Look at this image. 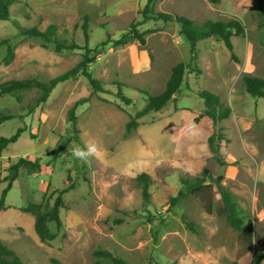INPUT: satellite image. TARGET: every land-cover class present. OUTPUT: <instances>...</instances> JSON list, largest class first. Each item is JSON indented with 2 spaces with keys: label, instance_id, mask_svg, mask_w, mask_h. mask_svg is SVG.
<instances>
[{
  "label": "rangeland",
  "instance_id": "rangeland-1",
  "mask_svg": "<svg viewBox=\"0 0 264 264\" xmlns=\"http://www.w3.org/2000/svg\"><path fill=\"white\" fill-rule=\"evenodd\" d=\"M147 0H14L10 16L0 20V39L8 38L14 57L3 63L6 46H0V82L35 78L46 81L74 66L92 49L89 71L106 92H93L82 75L59 83L45 102L31 113L40 92L29 88L0 96V111L14 117L0 123V136L17 127L24 132L0 153V180L6 167L23 157L38 160L40 168H20L0 209V240L24 264H91L93 250L106 249L127 264H250L253 251L264 240V97L250 95L244 74L264 79V2L255 0H153L156 11L176 13L196 26L207 21L236 19L244 34L232 36V51L216 36L196 43L192 56L180 24L149 20L138 26L145 44L133 41L113 45L112 40L141 19ZM87 15V42L82 18ZM56 25L60 40L74 42L73 50L56 52L53 43L21 35L22 28L44 30ZM107 40L104 45H99ZM187 65L178 92L161 109L149 111L126 132L129 117L141 109L148 95L160 93L171 69ZM118 84L131 99L116 96ZM207 90L223 106L227 118L216 123L205 114ZM75 109L76 131L67 112ZM214 139L215 155L209 146ZM74 134L77 135L75 139ZM95 140L99 158L76 159L73 146ZM206 168L237 203L244 221L252 224L249 248L217 211L221 206L213 184V211L188 196L171 210L168 198L180 188L181 177H196ZM75 169L77 172H75ZM149 176L150 198L145 202L137 176ZM77 176V185L64 194L60 209L62 227L50 223L55 237L43 242L34 230L35 215L21 208L36 203L45 209L51 192ZM208 181V179H206ZM6 185L0 181V192ZM194 225L189 230L181 216ZM115 220H120L115 222ZM102 264H113L99 258Z\"/></svg>",
  "mask_w": 264,
  "mask_h": 264
},
{
  "label": "trees",
  "instance_id": "trees-1",
  "mask_svg": "<svg viewBox=\"0 0 264 264\" xmlns=\"http://www.w3.org/2000/svg\"><path fill=\"white\" fill-rule=\"evenodd\" d=\"M14 0H0V20H7L10 16L9 7ZM262 1L264 0H255ZM153 0H147L146 4L142 8L140 14L141 19L133 22L130 27L123 32L118 38L112 40L113 45H124L133 41H138L140 44H145L144 33L138 30V26L149 20H161V21H173L180 24V33L186 38L190 46V52L192 56L195 55L196 43L201 39H206L212 36L218 37L224 43L225 47L232 51L233 45L231 42L232 36H239L244 34L243 24L236 20L229 21H207L201 26H196L193 24L192 20L188 19L183 15L176 13H169L163 11H156L153 8ZM88 16L85 15L82 18V30L84 33L85 42H87V24ZM19 33L21 35H26L30 37H39L41 38L45 45L48 43L54 44V49L56 52H61L63 50H73L78 46L74 42L67 43L66 41L60 40L56 34V25L49 24L44 30H40L34 26L28 28H22ZM107 40H103L99 45H104ZM6 46V54L3 58L4 64H9L13 57L14 51L13 47L9 44L8 38L0 39V46ZM93 50L87 47V44L84 45V53L81 56V59L71 68L67 69L63 73L56 75L46 81H39L35 78H25V79H10L7 81L0 82V96L29 88H36L39 90L40 94L37 97L35 103L31 105L27 112L31 113L34 108L43 103L48 98L51 91L59 84L66 80L76 78L79 75H82L86 78L93 92H106L101 81L93 77L89 71V65L94 62L95 57L92 55ZM187 65L183 62H179L174 65L171 69V73L166 80L164 89L156 95H148L147 102L145 105L136 111L133 115L129 117L125 125L126 132H130L135 129L138 125V119L147 114L149 111H157L164 107L172 97L178 92L181 85L184 71ZM243 85L246 91L252 96L264 97V79L254 77L248 74H244L242 77ZM198 94L203 98L204 105L206 107L205 114L212 119L214 123L225 119L231 113L230 106H223L222 102L219 101V98L216 94L207 91L200 90ZM116 96L123 101L125 104H130L131 99L124 95L120 89V84H118ZM86 98L78 99L70 107L67 112V118L71 125L73 132L76 131V114L75 109L78 105L86 102ZM14 115L10 113H5L0 111V123H3L6 120L13 118ZM24 127H17L16 130L9 136H0V153L5 149L9 144H12L17 141L19 136L24 132ZM75 139L77 135L74 134ZM220 138L218 133H215L209 139L210 149L215 155L218 153V148L214 139ZM28 168L31 170H37L40 168L38 160H29L27 158L20 157L7 166L5 171L6 174L0 180L5 182L6 185L0 192V209H4L6 196L11 189L12 182L16 179L20 168ZM75 172L77 170L75 169ZM77 176L72 175L71 173L67 176V182L59 187L54 189L49 197V200L46 202L45 209L41 210V206L36 203H28L26 206L21 209L25 212H30L35 215L34 221V230L38 237L43 242H48L55 237L49 227V224H54L57 228L62 227V221L60 217V209L65 206L64 203V194L69 190L74 189L77 185ZM208 179V181L206 180ZM137 181L141 187L142 198L147 202L150 198V193L148 191L149 186V176L141 172L137 176ZM213 184L216 186V191L219 194L221 200V206L218 208L219 214H221L226 223L236 232L239 233L241 239L245 241L250 248L253 241V232L251 222L244 221V218L240 215L237 203L232 197L231 192L225 188L222 184V176L214 177L206 168L202 170L200 176L193 178L190 177H181L180 178V188L178 189L175 195H172L168 198L167 201V210H171L175 207L182 199L188 196H195L199 199L202 207L207 213H212L213 211V200H212V190ZM182 221L185 223L186 227L194 231V225L189 221L185 215L181 216ZM120 220H115L118 222ZM93 257L96 258L91 264H102L99 258L108 259L113 264H127V262L112 252L97 248L92 252ZM0 264H24L17 253L6 246L0 240ZM172 264H177L173 262ZM250 264H264V240H262L258 250L253 251L251 255Z\"/></svg>",
  "mask_w": 264,
  "mask_h": 264
},
{
  "label": "clouds",
  "instance_id": "clouds-1",
  "mask_svg": "<svg viewBox=\"0 0 264 264\" xmlns=\"http://www.w3.org/2000/svg\"><path fill=\"white\" fill-rule=\"evenodd\" d=\"M71 152L76 159L85 162L90 158H99L101 156V149L94 139L86 141L83 148L78 145L73 146Z\"/></svg>",
  "mask_w": 264,
  "mask_h": 264
}]
</instances>
